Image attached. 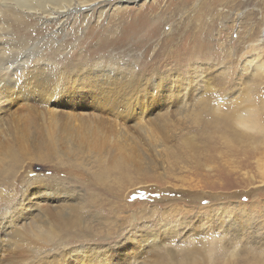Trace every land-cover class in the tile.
<instances>
[{"label": "rangeland", "instance_id": "obj_1", "mask_svg": "<svg viewBox=\"0 0 264 264\" xmlns=\"http://www.w3.org/2000/svg\"><path fill=\"white\" fill-rule=\"evenodd\" d=\"M141 1L131 2L117 13L108 11L99 25L91 24L89 34H79L73 19L55 37L50 35L55 29L52 23L42 26L38 20L22 15L20 10L24 8L12 1L6 2V9L0 6L4 22L0 23L4 30L0 29V34H8L0 35V48L16 49L11 41L26 39V47L33 48L40 58L56 62L53 64L64 71L84 70L113 55L116 64L123 65V69L134 67L130 71H137L145 79L158 76L163 84L162 79L169 75L173 92L178 82V91L184 93L183 99L182 92L179 94L182 101L173 98L167 110L156 90L131 114L119 118L104 112L102 87L96 90L100 100L97 98L99 105L94 107L86 105L90 104L86 100L53 98L50 104L37 100L28 106L27 101L19 100L10 113L3 112V121L0 119V213L14 210L27 186L61 182L60 191L51 190L38 204L59 211L55 219H46L48 215L44 213L35 217L48 238L55 264H77L75 253L84 261L91 259L99 264L263 262L264 131L249 130L246 138L247 133L228 114L232 101L241 98L247 85L253 83L239 73L243 60H250L258 52L262 53L259 61H264V0H189L195 3V12L176 8L177 2L184 0H149L139 7ZM130 22L133 26L125 27ZM6 39L11 45H4ZM253 43L257 47H251ZM185 45H205L207 52L193 58L198 68L189 84L177 77L187 76V65L171 61L174 50ZM222 46L229 50L228 54L222 52ZM202 55H211L215 65L201 63ZM221 64L226 71H222ZM208 72L210 78L206 81L203 77ZM69 74L70 78L72 72ZM147 80L141 82L145 85ZM23 85L27 87L25 82ZM257 88L258 118L264 127V107L260 103L264 101V76ZM202 94L209 95L211 105L221 103L220 110H204L199 101ZM119 100L121 108V95ZM245 102L243 109L247 107ZM144 106L147 113L140 119ZM49 107L52 110L45 111ZM50 112L57 114L55 120L62 125L72 123L74 118L76 125L82 119L83 127L77 131L64 125L62 130L43 118V113ZM86 126L92 130L89 132ZM17 129L23 130L24 138L28 133L35 136L33 147L39 148L36 152L16 147ZM35 209L30 208V214L36 213ZM217 210L222 213L217 214ZM217 216L224 221L221 219L219 224ZM107 254L113 257L112 262L107 260Z\"/></svg>", "mask_w": 264, "mask_h": 264}, {"label": "bare ground", "instance_id": "obj_2", "mask_svg": "<svg viewBox=\"0 0 264 264\" xmlns=\"http://www.w3.org/2000/svg\"><path fill=\"white\" fill-rule=\"evenodd\" d=\"M7 1H12L15 5L19 6V8L20 7L24 8L23 10H20L22 15L25 14L26 16H30V17L38 20L42 26H45V25L50 24V23L55 25V29H53L51 34H50L53 37H55L56 35H58V33L64 32L65 29L68 27L69 22L71 23V21L73 19H75V20L72 21V24L76 28V31L79 34H81V35L83 33L86 34V32L89 34V32H91V30H93L91 24H93L95 26L99 25L100 21L105 19L107 14L109 15L108 11H110V13L111 12L117 13V11H119L121 9L124 10L125 8H127L131 2L138 4V2L141 0H53V1L52 0H0V6H2L3 8L7 7L6 6ZM148 1L149 0H142L138 6L141 7L144 3L148 2ZM177 7H179L180 9L183 8L184 12H188L189 10H191V12H195V9L197 8L195 3H190L189 0L177 2L176 8ZM26 10H27V12H26ZM31 10H33V12H30ZM4 12H6V11H4ZM139 13H140V11H139ZM139 15L141 16V14H139ZM10 17L11 16H8V18H10ZM151 19H152V21H154L153 18H151ZM10 20H11V18H10ZM1 22H3V17L0 16V23ZM133 24L134 23L130 22V23H128V25L126 24L125 27L131 28L133 26ZM89 25H91V27L86 28ZM3 26H5L3 28L7 27L6 25H3ZM149 26H152V25L150 24ZM0 27L2 28V26H0ZM69 28H71L70 25H69ZM56 29H57V31L54 32V30H56ZM2 31H4V30H2ZM5 33H7V32H5ZM1 34H4V32H1ZM7 35H5V36L7 37ZM16 38H17V36H16ZM9 39L10 38H8V40ZM8 40L6 39V43L4 42L5 43L4 45H7V46L9 44L11 45L10 41H9V43L7 42ZM17 40H20V39H17ZM24 40H26V39H22V41H16V42L15 41L13 42V40L11 41L13 45L17 46L16 49L10 48L9 50H7V48L6 49H3L2 47L0 48V119H1V115L2 116L4 115L3 112H5V114H6L9 111V113H10L11 112L10 110L13 109L12 106L16 105L19 100L20 101L21 100L27 101V103H26L27 106L29 104L34 103L33 101H37V100H46L47 101L46 104H50L51 102L55 101V100H53V98H55V99L56 98L66 99L69 102H73L75 100H79V101L86 100V101L90 102V104H86V105H89L90 107L98 106L99 105L98 99L100 100V98H99L96 90L100 87L103 88V91H100V93L103 92L101 98H102L103 102L105 103L104 108H103L104 112L114 114L115 116H118V118L121 117L122 114H124V115L126 113H127L126 115L131 114L129 112H131L133 108L135 110L136 106L139 105L141 103V101L149 98V96H148L149 93H154V91H156V90L160 91V92H158L160 94V96H158V97L161 98L160 101L162 103H165L164 107L167 110L169 107V103L171 102V100L173 98L176 101L177 100L182 101V99L184 98V93L182 92V90L178 91V88L180 86V84L178 82L176 83V87H174V90L176 91V93L173 92V87L171 86L172 79H168V78H171V77H168L169 75L166 78L162 79L163 84H160L158 76L153 78V79L151 77H148L147 78L148 80H147V79H145L146 77L139 75L137 73V71H135V72L138 76L133 71H130V70L134 69V67L128 68V69H123V65H120L118 63L116 64L115 63L116 57H114L113 55L108 57L106 59V61H96L95 63L93 62L94 64H91V66H85V67L83 66L84 70L75 71L74 70L75 67H74V69H73L74 71H68V70L64 71V70H61L60 68H58L56 65H54V64H56V62H52V60L50 61V59L49 60L44 59L43 57L40 58L39 54L36 51H34L33 48H29V47L25 46L28 43H27V41H24ZM28 41H30V40H28ZM113 43H115V45L116 44L119 45V42H113ZM258 43L260 44V41ZM252 46L257 47L256 45H254V43L251 45V47ZM204 47H205V45L200 46V47H195L193 45L187 47L185 45L183 47L181 46L180 49L174 50L173 56L171 57V61H173L175 65H177V64L181 65V63L186 64L188 69H189L187 71L188 77L182 76L183 77L182 78L181 75L180 76L177 75L178 79L186 80L188 82V84L191 83V80L193 79L194 73L197 71V68H198V64L193 60V58H196L197 56H200L201 54H207ZM224 48L225 47L222 46V52H226L228 54L229 50H226V48L225 49ZM208 50L211 51L210 48H208ZM178 52H180L181 54H177ZM257 53L258 52L255 53L256 55L253 54V56L250 58V60L249 59L243 60L242 65H240L241 66L240 72H239L240 75L249 77V79L253 80V83L247 85V90H246V88L244 89V90H246V92H245V94L243 93V95H242L243 97L242 96H241V98L237 97L236 99H234V101H232L233 105L231 107V111L229 112V114L227 113L229 116L232 115V122L234 124H236L237 127L239 126L240 128H243L245 133H247L249 130L250 131L254 130V131H257L259 133L264 131V129H263L264 127L261 126V122L259 121V118H258L259 109L257 108V104H256L257 100L255 97V95L259 89V88H257V85L259 84V81L260 82L262 81V78L264 76V61L263 62L259 61L260 56H261L260 54H262V53H260V54L259 53L257 54ZM202 56L203 57H201V58L203 59V61L201 63L208 64L209 66L215 65L214 61L210 59L211 55H208L207 57L205 55H202ZM22 58H24V59H22ZM89 65H90V63H89ZM222 67L224 69L222 71L227 70L224 68L225 65L224 66L222 65ZM220 69H221V67H220ZM71 72H72V74H71V77L69 78V76H70L69 73H71ZM208 74H209V72L204 73L203 78L206 81L210 78L208 76ZM242 79H243V77H242ZM141 80H147L148 82H147V84L144 85L143 83H145V82L143 81V83H142ZM246 80H247V78H246ZM29 81H30V83H29ZM23 82H25L27 84V87H25L23 85ZM261 84L262 83H260V85ZM243 86H244V84H243ZM209 87L207 88V86H206L208 91H209ZM238 91H240V89ZM242 91H243V89H242ZM32 92H35V94L30 95V94H32ZM179 94H180V97H182V99H180V100H179ZM120 95L122 96V107L121 108H120L121 104H120V100H119ZM199 101H200V104L203 106L204 110L206 109V111L208 110L209 112L210 111L212 112L213 109H215V112H218L220 110V107L222 106L221 103L216 102V101L214 104L211 105L212 102H210L209 95L208 96H206V95L201 96ZM244 102L246 103L247 107H245L243 109L242 106H243ZM260 103L264 107V101H262ZM34 105H35V103H34ZM32 107H33V105H32ZM140 107H141V105H140ZM212 107H215V108H212ZM32 109H35V108H32ZM51 110L52 109L50 108V109H46L45 111H51ZM100 110H102V109H100ZM76 111L78 112V110H76ZM30 112H32V111H30ZM69 113H72V112H69ZM145 113H147V110L145 109V106H144V109L140 112V115L138 114L139 118L143 119L142 117H143V115H145ZM261 113H264V112H261ZM30 114L32 115V113H30ZM73 114H75V112H73ZM79 114H80V112H79ZM43 115H44L43 118L46 119L47 123L52 124V125H56V126L60 127L62 130H63L64 125L66 127L77 129V131L83 127L82 119L81 120L78 119L79 120L78 123H80L82 121L81 124H79V125H78V123H77V125L74 123V121H75L74 118L72 120V123H70L68 121L69 123L67 122L64 125H62V123L59 120H57V119L55 120L56 115H57L55 112H50L49 114L43 113ZM105 116H106V114H105ZM115 116H113V117H115ZM5 118H6V116H5ZM10 118H9V120L8 119L7 120L10 121ZM33 118L34 117H32V119ZM77 118H76V120H77ZM99 118H101V117H99ZM115 118H117V117H115ZM124 118H126V117H124ZM27 119H29V118H27ZM134 119H136V118L134 117ZM165 119L167 120L168 118H165ZM230 119H231V116H230ZM83 120L85 121V119H83ZM113 120L115 121L116 119H113ZM29 121H31V120H29ZM119 121H121V120H119ZM142 121L143 120H141V122ZM138 124H140V123H138ZM10 125H12V124H10ZM17 125H18V123H17ZM17 125H15V127H17ZM85 125H87V124L85 123ZM18 127H19V125H18ZM85 128H87L89 132L92 130V128H90V126H86ZM119 128H120V126L118 127V130H119ZM139 128H141V127H139ZM5 129L7 130V128H5ZM65 130L67 131L68 129H65ZM11 134H8V135H11ZM249 134H250V132H249ZM18 135L19 136H17V142L16 141L15 142H16V147L19 150L26 151L27 153H34V152H36L35 149H39V148L33 147L34 142L36 140L35 136H29V133H28L27 136H25L26 138H24L23 130H18ZM0 136H2V135H0ZM15 136H16V134H15ZM51 136H53V134H51ZM70 136H71V134H70ZM248 136L249 135L247 133L246 138H248ZM59 137H60V135H59ZM65 137H68V136H65ZM65 137L63 135V138H65ZM65 140H67V139H65ZM80 140H83V139H80ZM87 141H89V139H87ZM12 142H13V140H12ZM63 142H65V141H63ZM69 142H71V141H69ZM76 142L77 141H75V143ZM80 142L81 141H79V145H80ZM93 142H95V141H93ZM234 142H235V140H234ZM46 143L47 142H45L44 144H46ZM60 144H62V143H60ZM40 145H41V143H40ZM62 146H63V144H62ZM89 146H90V144H89ZM36 147H38V146H36ZM43 147H45V146H43ZM56 147L57 146H55V149H56ZM9 149H10V146H9ZM57 149H59V147ZM88 149L89 148H87V150ZM84 150H86L85 146H84L83 151ZM101 150H103V149H101ZM88 151H85L84 153L87 154L86 152H88ZM1 152H3V150ZM32 155L34 156V154H32ZM65 155H66V153H65ZM125 155H127L128 157H131V158L133 157L132 154H129V153H126ZM2 157H3V155H2ZM30 157H32V156H30ZM9 175H11V173ZM45 179H47V178H45ZM33 181H35V180H33ZM60 183L61 182H59V184H58L54 181H45V183L43 185H40L41 183L40 184L39 183L38 184H31V185L27 186L26 189L22 192L19 202H16V204L14 205V210H12V211L9 210L8 212L0 213V264H55L53 261V254L50 252V250H49L50 248H48V238H47L46 234L43 232L44 229H43L42 225H40V223L38 224L35 222V217L37 216V214L39 215L40 213H42V214L44 213V214L48 215V216L46 215L48 217L46 219H49L50 217L55 219L57 212H59V211L54 212L55 210L49 209V205H45L44 208H42L43 205L39 206L38 204L41 203V200L46 199L47 193H49L51 190L54 189L55 191H60V187H59ZM71 204H72V202H71ZM34 207L36 208L35 210L37 212L33 213V214L31 213L32 214L31 215L29 212L30 208L32 209ZM64 208H66V207H64ZM66 209H65V211H66ZM218 210H217V214L222 213V212H218ZM220 211H222V210H220ZM221 216H219V217L217 216L218 217L217 221L219 222V224L222 223V220H223ZM62 217H63V215H62ZM42 221H43V219H42ZM25 229H27V230H25ZM170 230H171V232L173 231L172 228ZM145 239H147V238H145ZM212 242H213V240H212ZM27 248H28V250H25L26 252H24L23 250L27 249ZM29 248L32 250H35V253L32 252V250H30ZM106 257H107V260L109 262L113 261V257L110 254H107ZM73 259L76 260L77 264H82L85 261L92 262V264H99L97 262H93L91 259H87L84 261L83 259L79 258L78 253H75V255L73 256ZM131 259L129 258V260H131ZM3 260H5V263H3ZM134 261H135V259H134ZM189 261H191V259ZM56 262H57V260H56ZM263 262L256 261V264H263ZM188 264H190V262Z\"/></svg>", "mask_w": 264, "mask_h": 264}]
</instances>
